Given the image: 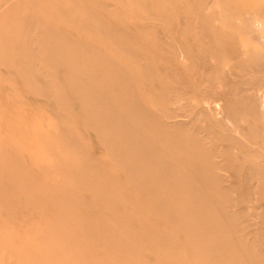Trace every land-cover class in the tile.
<instances>
[{
    "label": "rangeland",
    "instance_id": "1",
    "mask_svg": "<svg viewBox=\"0 0 264 264\" xmlns=\"http://www.w3.org/2000/svg\"><path fill=\"white\" fill-rule=\"evenodd\" d=\"M263 65L264 0H0V264H264Z\"/></svg>",
    "mask_w": 264,
    "mask_h": 264
},
{
    "label": "bare ground",
    "instance_id": "2",
    "mask_svg": "<svg viewBox=\"0 0 264 264\" xmlns=\"http://www.w3.org/2000/svg\"><path fill=\"white\" fill-rule=\"evenodd\" d=\"M261 10H262V9H261ZM262 11H263V10H262ZM259 12H261V11L259 10ZM259 12H258V13H259ZM243 28L245 29V26H243ZM248 29H249L248 32L251 33L249 27H248ZM245 30H246V29H245ZM251 30H254V29H251ZM246 31H247V30H246ZM246 31H245V32H246ZM248 32H247V33H248ZM253 35H254V34H253ZM254 36H255V35H254ZM254 36H253V37H254ZM251 37H252V36H251ZM257 37H258V36H257ZM260 38H261V37H260ZM262 38H263V37H262ZM252 41H253V40H252ZM245 63H246V62H245ZM259 64H260V63H259ZM245 65H247V64H245ZM252 65H254V64H252ZM263 66H264V65H263ZM253 94H254V93H253ZM253 94H251V95L253 96ZM255 94H256V93H255ZM251 95H250V99H253V97H252ZM254 97H256V96H254ZM258 97H259V96H258ZM258 97H256V98H258ZM247 98H248V97H247ZM250 99H249V100H250ZM258 99H260V100H259V101H257V99H254V100L257 101V104H259L260 107H259L258 105H255L256 103H255V101H253V102H252V106H250V108L252 107L251 109H252L253 111H256L257 108H261L262 111H264V97L261 98V95H260V98H258ZM244 100H246V99H244ZM250 101H251V100H250ZM248 103H249V102H248ZM246 104H247V103H246ZM254 105H255V106H254ZM248 106H249V105H248ZM261 109H260V110H261ZM247 111H248V109L246 110V112H247ZM249 112H250V111H249ZM253 113H255V112H253ZM255 114H256V113H255ZM259 114H260V113H259ZM261 114H263V113H261ZM164 121H165V120H164ZM251 146H252V148H254V149L258 152V153H255L257 156L259 155L261 158H262V157L264 158V147H262V146H261V147H256V146H253V145H251ZM263 158H262V159H263ZM260 164H261L262 166H264V159H263L262 162H260ZM254 165H255L254 168L258 167L256 163H254ZM251 169H253V167H252ZM255 170H256V169H255ZM255 183H256V182H255ZM230 188H231V187H230ZM254 200H255V199H254Z\"/></svg>",
    "mask_w": 264,
    "mask_h": 264
}]
</instances>
